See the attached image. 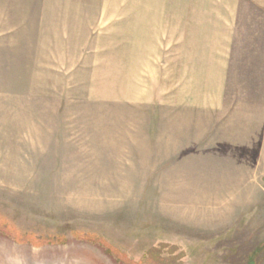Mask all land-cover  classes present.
Segmentation results:
<instances>
[{
  "label": "rangeland",
  "instance_id": "374dc122",
  "mask_svg": "<svg viewBox=\"0 0 264 264\" xmlns=\"http://www.w3.org/2000/svg\"><path fill=\"white\" fill-rule=\"evenodd\" d=\"M142 2L0 0V264H264V11L198 110Z\"/></svg>",
  "mask_w": 264,
  "mask_h": 264
},
{
  "label": "crops",
  "instance_id": "0c3cea01",
  "mask_svg": "<svg viewBox=\"0 0 264 264\" xmlns=\"http://www.w3.org/2000/svg\"><path fill=\"white\" fill-rule=\"evenodd\" d=\"M143 32L168 31L179 52L189 54L186 66L190 99L198 110L216 109L223 100L231 53L244 5L264 11V0H143ZM159 6V9L153 6ZM166 34V35H167ZM189 95V96H190ZM202 101V104H198ZM194 102V103H193ZM264 154V153H263Z\"/></svg>",
  "mask_w": 264,
  "mask_h": 264
}]
</instances>
